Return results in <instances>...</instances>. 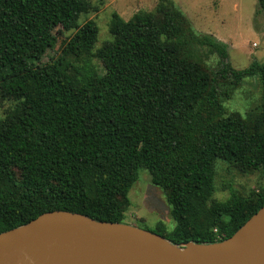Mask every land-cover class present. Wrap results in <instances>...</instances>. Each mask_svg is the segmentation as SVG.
Listing matches in <instances>:
<instances>
[{"label": "trees", "instance_id": "16d2710c", "mask_svg": "<svg viewBox=\"0 0 264 264\" xmlns=\"http://www.w3.org/2000/svg\"><path fill=\"white\" fill-rule=\"evenodd\" d=\"M92 7L0 0V95L17 102L0 119V233L54 210L127 222L145 167L175 221L151 231L179 246L232 236L264 205V185L211 200L215 162L264 174V61L234 68L227 44L197 32L174 0L127 20L113 12L112 38L94 50L97 23H79ZM58 26L77 30L59 58L43 62ZM246 77L262 81L261 103L245 115L227 111L223 85Z\"/></svg>", "mask_w": 264, "mask_h": 264}, {"label": "rangeland", "instance_id": "374dc122", "mask_svg": "<svg viewBox=\"0 0 264 264\" xmlns=\"http://www.w3.org/2000/svg\"><path fill=\"white\" fill-rule=\"evenodd\" d=\"M92 9L80 16L83 25L94 20L98 27V39L94 50L111 39L109 22L113 12H118L124 19H129L139 10L151 11L158 0H89ZM189 17L197 32L211 33L228 46L229 62L236 69L248 67L253 61H264V11L259 12L258 0H174ZM77 29H65L58 26L54 30V47L48 49L42 57L43 62L59 58L65 42ZM80 65L82 62L69 57ZM219 57L212 56L209 64L213 68L219 65ZM92 62L104 71L102 62L92 58ZM226 90V91H224ZM222 104L227 111H239L245 115L251 108L260 104L263 84L258 77H246L238 86L223 85ZM17 102L0 95V119L10 112ZM214 186L211 200L225 201L232 192L247 195L253 189L264 185V174L256 171L242 173L227 162L218 158L215 162ZM130 205L125 211V221L141 228L155 230L162 220L173 230L175 221L170 216V205L164 191L151 181V174L145 167L139 169L138 179L129 191Z\"/></svg>", "mask_w": 264, "mask_h": 264}, {"label": "water", "instance_id": "95a60500", "mask_svg": "<svg viewBox=\"0 0 264 264\" xmlns=\"http://www.w3.org/2000/svg\"><path fill=\"white\" fill-rule=\"evenodd\" d=\"M264 205L232 236L212 243H171L128 222L45 212L0 233V264H260Z\"/></svg>", "mask_w": 264, "mask_h": 264}, {"label": "bare ground", "instance_id": "6f19581e", "mask_svg": "<svg viewBox=\"0 0 264 264\" xmlns=\"http://www.w3.org/2000/svg\"><path fill=\"white\" fill-rule=\"evenodd\" d=\"M260 264H264V262L260 263Z\"/></svg>", "mask_w": 264, "mask_h": 264}]
</instances>
